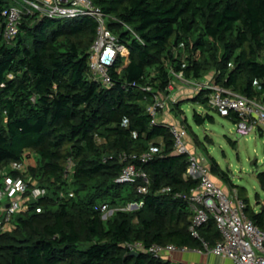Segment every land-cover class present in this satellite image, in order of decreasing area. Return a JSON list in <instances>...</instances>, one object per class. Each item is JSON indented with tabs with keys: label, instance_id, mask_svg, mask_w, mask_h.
<instances>
[{
	"label": "trees",
	"instance_id": "trees-1",
	"mask_svg": "<svg viewBox=\"0 0 264 264\" xmlns=\"http://www.w3.org/2000/svg\"><path fill=\"white\" fill-rule=\"evenodd\" d=\"M93 1L129 49L110 70L111 87L90 73L93 18L28 14L8 43L2 11L12 2L0 0V171L34 156L26 176L31 186L48 189L0 232V264H174L146 252L129 255L127 245L203 250V240L215 245L221 238L214 218L201 228L202 240L191 234L189 205L176 194L190 193L199 180L185 176L188 156L175 153L168 124H153L148 107L168 93L172 71L190 81L213 75L214 84L264 101V0ZM210 94L203 89L193 101L208 106ZM183 104L171 109L178 120ZM225 116L238 122L237 114ZM194 119L215 121L209 113L195 112ZM123 153L138 155L133 163L149 176L147 194L137 192L142 181L117 182L127 165ZM211 170L238 189L248 218L264 227V209L256 212L245 188L216 160ZM258 179L264 190V171ZM103 204L114 210L107 219Z\"/></svg>",
	"mask_w": 264,
	"mask_h": 264
},
{
	"label": "built area",
	"instance_id": "built-area-1",
	"mask_svg": "<svg viewBox=\"0 0 264 264\" xmlns=\"http://www.w3.org/2000/svg\"><path fill=\"white\" fill-rule=\"evenodd\" d=\"M11 4L2 11L6 20L4 37L11 43L18 35L20 24L25 15L40 13L53 19H76L91 17L97 23V34L92 44L88 64L92 78L106 87L113 85L110 70L119 56H127L129 49L121 44L119 37L110 29V16L96 5L93 0H11ZM134 34L132 28L126 25ZM173 73V79L169 85L168 93L156 95L154 102L148 107L153 116V124H157L160 113L170 112L172 107L179 102L175 94V86L180 82L184 86L194 87L198 93L203 90H211L209 106L223 115L237 114V132L246 135L255 130L264 128V101L250 98L238 92L214 84L213 75H209L201 81L185 79L184 73ZM168 124L175 138V153L188 156L189 167L185 176L199 180V184L190 193H177L176 197L184 199L191 212V234L202 240L200 230L214 218L221 238L215 245H210L203 240L204 249L198 250L208 254H214L228 258L232 264H264V227L255 224L246 214L247 204L240 197L237 188L227 192L224 186L215 178L209 167L189 144L188 130L177 122L162 121ZM127 163L123 172L117 179L121 184H135L141 182L137 188L139 194H147L150 187L148 174L137 167L133 160L138 155H120ZM151 158L149 154L142 156V160ZM26 157L13 162L9 167L0 171V232L13 228V218L29 201H38L48 194V189L39 185H30L26 174L29 166L35 164V159ZM141 159V158H140ZM73 162L70 160L67 170H72ZM15 173L16 175L12 174ZM171 192L170 188L164 189ZM73 196V193L70 194ZM144 205L129 203L123 210H135ZM37 212L41 209L37 208ZM104 213L112 215L114 210L108 204L100 206ZM256 212H260L259 210ZM130 251L146 252L156 257L165 258L176 251L188 252L187 247L175 245H153L147 248L143 243L128 244Z\"/></svg>",
	"mask_w": 264,
	"mask_h": 264
},
{
	"label": "rangeland",
	"instance_id": "rangeland-1",
	"mask_svg": "<svg viewBox=\"0 0 264 264\" xmlns=\"http://www.w3.org/2000/svg\"><path fill=\"white\" fill-rule=\"evenodd\" d=\"M180 89L184 91L183 94L180 93ZM180 89L177 88L174 92L180 93L178 99L184 103L182 105L184 113L178 111L177 123L187 128L191 149L196 150L209 167H212L216 160L235 186L245 188L251 205L261 209L264 205V190L260 185L258 174L264 171V128L242 135L237 132L236 123L228 117L212 109L209 104L202 106L193 101L198 94V90L194 87L181 84ZM195 112L202 116L209 113L215 121L207 120L199 125L194 119ZM171 114L173 115V112ZM161 118L159 115L160 122H162ZM185 118L189 126L182 121ZM218 181L223 184L227 192L232 191L231 185L220 179ZM107 216L111 215L108 213Z\"/></svg>",
	"mask_w": 264,
	"mask_h": 264
},
{
	"label": "crops",
	"instance_id": "crops-1",
	"mask_svg": "<svg viewBox=\"0 0 264 264\" xmlns=\"http://www.w3.org/2000/svg\"><path fill=\"white\" fill-rule=\"evenodd\" d=\"M177 88H181L180 82L176 83L175 90ZM180 90V93H184L182 89ZM180 93L176 94L179 95ZM161 117V121L178 122V119L175 116L174 112L173 115L171 114V112L162 113ZM32 159H34V156L30 160ZM262 207H264V205ZM262 207L261 209L257 207L254 208L256 211H262ZM165 258H167V260H171L174 264H232V261L228 258L216 256L214 254H208L205 252H199L198 250H191L188 252L176 251L172 255L166 256Z\"/></svg>",
	"mask_w": 264,
	"mask_h": 264
},
{
	"label": "water",
	"instance_id": "water-1",
	"mask_svg": "<svg viewBox=\"0 0 264 264\" xmlns=\"http://www.w3.org/2000/svg\"><path fill=\"white\" fill-rule=\"evenodd\" d=\"M262 209H264V207H262ZM129 255H139V252L137 251H132L129 253Z\"/></svg>",
	"mask_w": 264,
	"mask_h": 264
}]
</instances>
